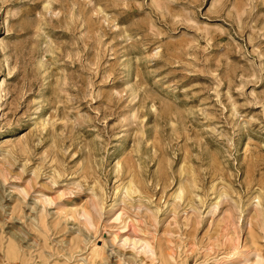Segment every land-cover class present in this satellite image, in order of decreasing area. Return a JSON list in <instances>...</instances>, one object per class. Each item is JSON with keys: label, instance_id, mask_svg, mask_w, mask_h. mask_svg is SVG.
<instances>
[{"label": "rangeland", "instance_id": "374dc122", "mask_svg": "<svg viewBox=\"0 0 264 264\" xmlns=\"http://www.w3.org/2000/svg\"><path fill=\"white\" fill-rule=\"evenodd\" d=\"M0 264H264V0H0Z\"/></svg>", "mask_w": 264, "mask_h": 264}, {"label": "bare ground", "instance_id": "6f19581e", "mask_svg": "<svg viewBox=\"0 0 264 264\" xmlns=\"http://www.w3.org/2000/svg\"><path fill=\"white\" fill-rule=\"evenodd\" d=\"M243 146H245V144L243 145ZM133 186V185H132ZM131 188H135V187H131ZM124 191V190H123ZM130 191H132V190H130ZM181 192V191H180ZM183 192V191H182ZM134 193H136V190L134 189ZM181 198V197H180ZM92 211H94V209H92ZM70 212V211H69ZM81 212V211H80ZM96 212V211H95ZM90 213V212H89ZM92 214V213H91ZM91 214H88L87 213V211H86V213L84 212L83 213V216H84V219L85 220H87L88 222H90L91 221V219L93 218L92 217V215ZM98 214H99V212H98ZM121 214V213H120ZM74 215H76V214H74ZM94 215H96V214H94ZM92 217V218H91ZM96 217H97V215H96ZM118 217V219L120 218V215H118L117 214V216H116V218ZM68 218V217H67ZM191 218V217H190ZM232 218V217H231ZM95 219V218H94ZM72 220V219H71ZM186 220H188V219H186ZM234 220V219H233ZM117 220L115 219V222H116ZM123 221V220H122ZM86 222V221H85ZM128 222V221H127ZM117 223V222H116ZM188 223V222H187ZM127 224V223H126ZM189 224V223H188ZM235 224V223H234ZM225 226V225H224ZM129 228V227H128ZM123 230V229H122ZM125 230V229H124ZM225 235V234H224ZM138 241V240H137ZM136 241V242H137ZM126 242V241H125ZM139 242V241H138ZM147 244H148V242H147ZM140 249V248H139ZM144 249H148V250H150V252H152V249L148 246H145L144 247ZM154 251V250H153ZM101 251H99L97 248H93L92 249V255L94 256L93 257V261H92V263H96L97 261H98V259H99V253H100ZM253 257V256H252ZM251 257V258H252Z\"/></svg>", "mask_w": 264, "mask_h": 264}]
</instances>
